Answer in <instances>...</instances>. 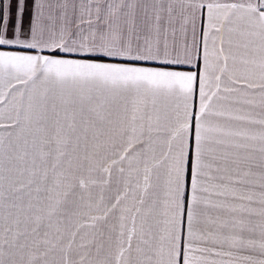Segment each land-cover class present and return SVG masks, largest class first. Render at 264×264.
Here are the masks:
<instances>
[{
	"label": "snow or ice",
	"instance_id": "snow-or-ice-1",
	"mask_svg": "<svg viewBox=\"0 0 264 264\" xmlns=\"http://www.w3.org/2000/svg\"><path fill=\"white\" fill-rule=\"evenodd\" d=\"M0 264H264V0H0Z\"/></svg>",
	"mask_w": 264,
	"mask_h": 264
}]
</instances>
